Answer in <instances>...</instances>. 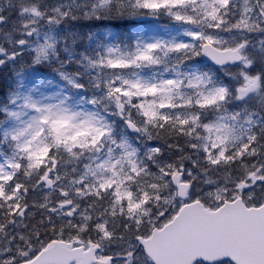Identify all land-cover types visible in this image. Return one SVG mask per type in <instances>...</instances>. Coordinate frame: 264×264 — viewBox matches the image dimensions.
<instances>
[{"label": "snow or ice", "instance_id": "obj_1", "mask_svg": "<svg viewBox=\"0 0 264 264\" xmlns=\"http://www.w3.org/2000/svg\"><path fill=\"white\" fill-rule=\"evenodd\" d=\"M0 264H264V0H0Z\"/></svg>", "mask_w": 264, "mask_h": 264}]
</instances>
